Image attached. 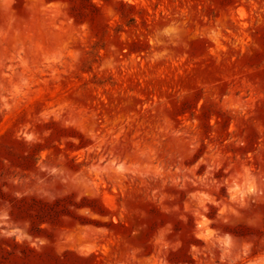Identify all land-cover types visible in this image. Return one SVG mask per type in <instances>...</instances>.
Segmentation results:
<instances>
[{
	"label": "rangeland",
	"instance_id": "374dc122",
	"mask_svg": "<svg viewBox=\"0 0 264 264\" xmlns=\"http://www.w3.org/2000/svg\"><path fill=\"white\" fill-rule=\"evenodd\" d=\"M0 264H264V0H0Z\"/></svg>",
	"mask_w": 264,
	"mask_h": 264
}]
</instances>
